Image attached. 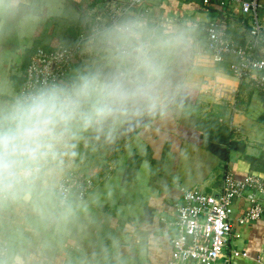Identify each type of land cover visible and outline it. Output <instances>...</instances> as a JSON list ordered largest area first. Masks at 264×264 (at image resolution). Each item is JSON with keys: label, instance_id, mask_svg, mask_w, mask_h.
Segmentation results:
<instances>
[{"label": "crops", "instance_id": "1", "mask_svg": "<svg viewBox=\"0 0 264 264\" xmlns=\"http://www.w3.org/2000/svg\"><path fill=\"white\" fill-rule=\"evenodd\" d=\"M111 0H50L38 27L23 37L0 41V81L19 91L33 49L71 46L85 34V20L103 23ZM257 15L264 27V0ZM123 17L183 29L191 37L185 58L173 66L167 101L153 112L132 114L109 137L84 132L63 157L59 180L84 175L94 186L75 212L58 226L39 223L20 211L0 219V254L6 264H171L170 226L174 204L186 190L219 191L226 171L236 180L264 179V93L227 70V58L207 50L206 26L214 22L236 45L250 40V20L230 0H146ZM264 56V43L258 45ZM78 55L68 72L81 69ZM180 71V72H179ZM223 87L227 99L216 89ZM185 102L176 103L180 89ZM192 91L196 92V103ZM230 99V100H229ZM247 208L241 198L231 217L236 238L229 248L248 254L237 264H264V216L240 224ZM165 220L164 221H162Z\"/></svg>", "mask_w": 264, "mask_h": 264}, {"label": "clouds", "instance_id": "2", "mask_svg": "<svg viewBox=\"0 0 264 264\" xmlns=\"http://www.w3.org/2000/svg\"><path fill=\"white\" fill-rule=\"evenodd\" d=\"M45 8L50 0H0V41L32 33ZM84 24L77 46L88 60L70 77L20 91L0 81V219L24 211L39 223L67 222L75 209L59 177L72 141L84 132L110 137L124 117L162 107L173 66L191 48L183 29L138 17Z\"/></svg>", "mask_w": 264, "mask_h": 264}, {"label": "built area", "instance_id": "3", "mask_svg": "<svg viewBox=\"0 0 264 264\" xmlns=\"http://www.w3.org/2000/svg\"><path fill=\"white\" fill-rule=\"evenodd\" d=\"M146 0H111L105 6L108 21L121 18L132 9L144 7ZM211 0H203L208 5ZM237 5L242 15L250 20L248 35L250 40L244 45H236L211 22L206 28V47L216 57L227 58L228 72L241 82L264 93V56L258 53V45L264 43V27L261 26L257 8L259 0H230ZM85 34H80L71 46H59L52 51L38 47L33 52L24 71V81L19 91L28 86L51 80H65L71 65L81 54L78 42ZM220 99H227L223 87L216 89ZM230 100V99H229ZM60 184L66 190L69 200L83 201L94 186L92 179L80 174H67ZM243 198L247 208L240 224H250L264 216V179L252 174L243 180H236L226 171L221 187L216 193H205L192 188L183 192L174 204L170 226L171 264H237L248 257L244 251L229 248L236 238L231 217L235 201ZM165 222V220L162 219Z\"/></svg>", "mask_w": 264, "mask_h": 264}, {"label": "trees", "instance_id": "4", "mask_svg": "<svg viewBox=\"0 0 264 264\" xmlns=\"http://www.w3.org/2000/svg\"><path fill=\"white\" fill-rule=\"evenodd\" d=\"M36 48H38V47H36ZM36 48H35V49H36ZM35 49H33V51L31 52V54H30V56H29V61H30V58H31L33 52L35 51ZM29 61H28V62H29ZM27 65H28V63H27ZM27 65H26V64L24 65L25 68L23 69V74H22V75H23V76H22V80H23V81H24V71H25ZM23 81H22V82H23ZM20 85H21V84H20ZM185 90H186V89L181 88V89H180V93L178 94V96H177V98H176V103L179 104V105H183L184 102H185V99H184L183 94H182V92L185 91ZM192 94H193V97H194V100H192V102H193V103H196V97H195V96H196V92H195V91H192ZM194 95H195V96H194Z\"/></svg>", "mask_w": 264, "mask_h": 264}, {"label": "rangeland", "instance_id": "5", "mask_svg": "<svg viewBox=\"0 0 264 264\" xmlns=\"http://www.w3.org/2000/svg\"><path fill=\"white\" fill-rule=\"evenodd\" d=\"M180 72V71H179Z\"/></svg>", "mask_w": 264, "mask_h": 264}]
</instances>
